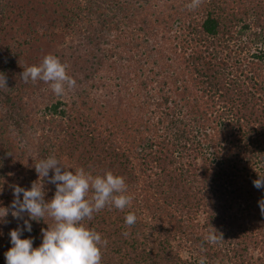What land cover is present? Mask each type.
<instances>
[{
    "label": "trees",
    "instance_id": "16d2710c",
    "mask_svg": "<svg viewBox=\"0 0 264 264\" xmlns=\"http://www.w3.org/2000/svg\"><path fill=\"white\" fill-rule=\"evenodd\" d=\"M191 2L0 0V207L34 182L51 200L35 165L55 156L133 196L84 221L108 240L102 264H264V0ZM48 54L77 82L64 96L21 80ZM53 223L21 238L39 247ZM18 225L0 221V264Z\"/></svg>",
    "mask_w": 264,
    "mask_h": 264
},
{
    "label": "clouds",
    "instance_id": "9594fccd",
    "mask_svg": "<svg viewBox=\"0 0 264 264\" xmlns=\"http://www.w3.org/2000/svg\"><path fill=\"white\" fill-rule=\"evenodd\" d=\"M202 0H192L186 7L194 10ZM24 83L43 81L49 83L53 93L63 96L67 90L76 87V80L67 72V65L60 58L48 54L38 66H30L20 74ZM6 77L0 73V88H6ZM38 176L47 178L55 185L53 198L45 200L44 185L34 182L30 190L20 186L13 189V201L9 208L0 207V221L11 213L20 225L9 232L12 247L4 254L6 264H102L103 249L108 240L93 228L85 225L94 214L112 206L123 210L130 206L133 196L128 194L125 178L107 171L103 175H92L83 167L70 171L55 156L39 160L35 165ZM50 171L53 175L49 176ZM257 189L264 188V177L253 181ZM22 194V200H21ZM264 214V200L259 202ZM27 216V219H25ZM51 218L54 223L47 229L42 228V243L34 248V238H21L25 231L32 232L31 221H44ZM137 221L135 213H128L125 224L133 226ZM125 236L128 233H124ZM211 244L224 241L216 229L205 237ZM206 257H201L198 264H206Z\"/></svg>",
    "mask_w": 264,
    "mask_h": 264
},
{
    "label": "rangeland",
    "instance_id": "374dc122",
    "mask_svg": "<svg viewBox=\"0 0 264 264\" xmlns=\"http://www.w3.org/2000/svg\"><path fill=\"white\" fill-rule=\"evenodd\" d=\"M66 95V94H65ZM67 95H68V92H67ZM64 96V95H63ZM66 97V96H65Z\"/></svg>",
    "mask_w": 264,
    "mask_h": 264
}]
</instances>
